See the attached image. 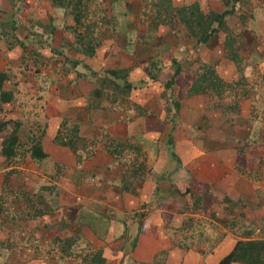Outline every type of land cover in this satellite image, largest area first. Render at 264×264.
<instances>
[{
  "label": "crops",
  "instance_id": "0c3cea01",
  "mask_svg": "<svg viewBox=\"0 0 264 264\" xmlns=\"http://www.w3.org/2000/svg\"><path fill=\"white\" fill-rule=\"evenodd\" d=\"M18 2L0 0L3 88L17 87L0 120L19 122L0 152L1 264H216L264 239V0H112L108 40L73 63L43 54ZM192 3L225 11L205 41L175 10ZM203 64L218 93L189 90ZM73 123L89 142L75 150L54 139Z\"/></svg>",
  "mask_w": 264,
  "mask_h": 264
},
{
  "label": "rangeland",
  "instance_id": "374dc122",
  "mask_svg": "<svg viewBox=\"0 0 264 264\" xmlns=\"http://www.w3.org/2000/svg\"><path fill=\"white\" fill-rule=\"evenodd\" d=\"M42 1L19 0L18 3L20 4L18 5L16 3L17 4L16 11L21 15L32 13V17L34 16L37 17L34 20L42 21L41 23L35 22V24L38 25L33 24L32 30L34 31L32 32L35 33L38 43L40 42L38 45L48 50L49 53L52 54L51 57H54L55 59L62 61L61 55L65 57H69V55H71L72 58L75 57L74 55L76 53H78L79 55L80 54L87 55L89 53L90 47L101 46L102 44L106 43V41L108 40L106 34L114 26V17L111 12V6H110L112 0H60V1H64V3H67V5H65L64 7H58L56 4V0H42ZM52 8H55L56 13H58V15H62L63 19L59 18L58 20H55L51 16V13H53ZM40 15H44L45 19L47 15L48 19L47 20H45L44 18L42 19ZM74 15H77L78 17L77 21H74L72 19ZM20 25L23 26L25 25L23 19L20 22ZM120 40L121 39H119V41ZM230 44L231 43L229 42V40L225 42V45L227 46H230ZM20 45L22 47H25L24 44H22V42H20ZM38 45L34 48H31V49L36 48L33 51L34 55L37 54L36 51H38L37 48L39 47ZM43 54L45 56H48L45 53ZM165 57L169 58L170 55L166 54L164 55V58ZM33 58L35 63L37 62L41 64L44 62V60H42L41 58H36L35 56ZM68 60L71 62L72 59L70 58ZM51 62L52 61L50 59L47 61V64H51ZM65 65L68 66V63H66ZM36 69L38 70V68H35L34 70L37 71ZM13 74L15 77L16 73ZM215 85L216 84H213V86ZM217 85H219L222 88L224 82L219 81ZM10 87H11V91L17 89V87H15L14 85ZM4 88L8 89V87L6 86H4ZM117 93H119L120 95L124 94L123 92H117ZM8 107H9V103L8 105L6 104L0 105V116L2 118L7 117V113L5 112V110H7ZM68 126L71 127V124H68ZM68 128L66 130L67 134L70 133V128L69 129ZM78 144L86 146L87 144H89V142L85 141V143H81L80 141H76L75 145L77 146ZM116 145L118 146L119 150H121L122 148L121 144H116ZM132 146L135 149L136 146L135 145ZM136 154L139 156L141 152L137 150ZM139 168L140 169L142 168V170L145 169L144 166ZM61 242L62 245L59 247L60 250L62 252L63 251L68 252V238L65 237ZM89 253L92 259V255H91L92 251H90ZM78 254L79 256H81L82 252H78Z\"/></svg>",
  "mask_w": 264,
  "mask_h": 264
},
{
  "label": "trees",
  "instance_id": "16d2710c",
  "mask_svg": "<svg viewBox=\"0 0 264 264\" xmlns=\"http://www.w3.org/2000/svg\"><path fill=\"white\" fill-rule=\"evenodd\" d=\"M58 7H64L67 3L64 1L56 0ZM53 16L56 13V9L52 8ZM178 18L185 25L187 33L191 35V39L198 41H205L208 35H211L214 31L217 30L218 26L224 27V14L225 11H218L216 7L212 6L206 10V12H201L196 3L189 5H180L176 9ZM60 19H63L62 15H58ZM74 21L78 20L77 15L72 17ZM37 22L41 23L42 21ZM11 27H14V23H10ZM211 40V37L209 38ZM19 40V39H18ZM231 43V36L225 37L224 42L228 41ZM22 42V41H20ZM74 44V43H72ZM218 45V43H217ZM97 46H92L89 48V53H92ZM87 54V55H88ZM52 56V54H48ZM70 59V58H69ZM71 62H76L77 58H71ZM203 70H199L194 74L193 81L189 87V90L192 92H205L207 89H212L213 91L219 92L221 87L217 85L220 78L215 73L213 66L211 64L202 65ZM178 72V67H175L172 71L169 79L165 81V84L168 85L172 82L174 75ZM7 78V74L4 71H0V102L9 101L12 97V91L10 89H4L3 84ZM109 80V79H108ZM105 83V82H104ZM213 84H216L213 86ZM117 92H127L128 88L123 86H117L114 84L112 86ZM176 104V103H175ZM19 122L11 117L0 120V135L2 139L0 142V152L5 157L13 154V145L17 141V129ZM70 128V135L66 137L65 135L61 136L59 133L54 135V139L61 143L68 145L72 150H75L76 141L85 143V139L76 135V125L73 123ZM68 128V129H69ZM60 130L58 129V132ZM136 151L138 150L137 147ZM29 153L33 158L39 159L45 155L42 150L38 139L33 137L29 145ZM231 261H236L238 264H264V239L261 238H239L235 241L232 249L226 253L216 264H229ZM1 264V263H0Z\"/></svg>",
  "mask_w": 264,
  "mask_h": 264
}]
</instances>
